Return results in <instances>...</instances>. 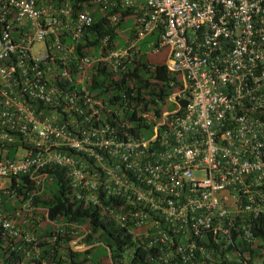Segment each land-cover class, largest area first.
<instances>
[{
    "label": "built area",
    "instance_id": "1",
    "mask_svg": "<svg viewBox=\"0 0 264 264\" xmlns=\"http://www.w3.org/2000/svg\"><path fill=\"white\" fill-rule=\"evenodd\" d=\"M95 8L111 22L132 10L125 46L106 48L104 34L95 53L76 49ZM153 31L181 88L172 110L142 112L154 123L124 136L102 121L93 64L116 70ZM52 165L157 264H264L239 243L264 240V0H0V189L15 174L43 184ZM2 203L0 226L38 250Z\"/></svg>",
    "mask_w": 264,
    "mask_h": 264
},
{
    "label": "trees",
    "instance_id": "2",
    "mask_svg": "<svg viewBox=\"0 0 264 264\" xmlns=\"http://www.w3.org/2000/svg\"><path fill=\"white\" fill-rule=\"evenodd\" d=\"M111 11L109 9L106 13ZM113 11L121 13L116 22H111L106 13H99L95 8L88 33L76 49L95 53L104 34H108L104 44L106 48L117 46L115 39L118 29L132 10L115 8ZM151 35L156 43L158 31H153ZM93 66L96 71L92 73L88 86L101 99L102 121L115 125L124 136L138 135L142 125L151 127L154 121L149 123L142 112L152 111L160 116L164 111L160 103L167 101L171 93L181 88L179 74L169 70L166 62L150 61L142 45L116 70L105 62L94 63ZM179 103L182 105L184 100L180 98ZM113 108L118 112L115 113ZM10 149L12 155L13 148ZM42 171L46 172L43 184L36 186L26 174H15L6 184L8 191L0 189L3 209L22 230L35 235L38 248L36 250L23 236L12 234L0 226V264H157L149 259L148 250L117 225L105 208L98 203L75 198L64 167L52 165L44 167ZM101 199L104 204L110 202L109 199ZM25 204L31 206V213L25 209ZM38 214L39 218L36 217ZM254 231L258 238L264 236V226L254 228ZM74 234H83L85 248L71 246L70 240ZM209 240L216 248L221 245L214 244L211 237ZM239 243L242 249L248 251L249 260L264 256V240ZM132 247H135L133 251ZM231 247L230 244L222 247L221 253ZM212 263L240 264L236 259L223 258L215 259Z\"/></svg>",
    "mask_w": 264,
    "mask_h": 264
},
{
    "label": "rangeland",
    "instance_id": "3",
    "mask_svg": "<svg viewBox=\"0 0 264 264\" xmlns=\"http://www.w3.org/2000/svg\"><path fill=\"white\" fill-rule=\"evenodd\" d=\"M133 21H134V15L130 14L127 16L126 20H124L122 22V25L119 27V29H118L119 31H118V34H117L116 39H115L117 46H125L126 45V43L128 41L129 34H130L131 26L133 24ZM145 40H154V37L151 34H149L145 38L137 40L139 45L140 46L142 45V49L144 50L147 58L154 63H156V62H167L168 55L170 52L169 46L160 45V46H158L157 49H154V47L151 44L145 42ZM160 106L163 110H166V111L172 110L174 107L173 102L169 101V100H167L163 103H160ZM140 132H141V135L144 137H148L150 135L149 129H141ZM1 180H2V178H0V181ZM4 182H6V180H4ZM39 216H40V214H38L36 217L39 218ZM81 235L82 234H78V235L74 234L72 237V240H71L72 245H76L77 249H83L86 247L85 244L81 241L82 238L80 239Z\"/></svg>",
    "mask_w": 264,
    "mask_h": 264
},
{
    "label": "clouds",
    "instance_id": "4",
    "mask_svg": "<svg viewBox=\"0 0 264 264\" xmlns=\"http://www.w3.org/2000/svg\"><path fill=\"white\" fill-rule=\"evenodd\" d=\"M46 177V176H45ZM44 180H45V178H44ZM6 182L8 183L9 182V180H6ZM6 182H4L5 183V185L7 184ZM14 195V194H13ZM26 206H25V209L28 211V213H31V210H32V208H31V206H29V205H27V204H25ZM17 212V214H19V211L17 210L16 211Z\"/></svg>",
    "mask_w": 264,
    "mask_h": 264
}]
</instances>
